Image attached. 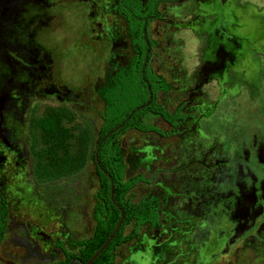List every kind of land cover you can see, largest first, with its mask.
<instances>
[{"label":"rangeland","instance_id":"374dc122","mask_svg":"<svg viewBox=\"0 0 264 264\" xmlns=\"http://www.w3.org/2000/svg\"><path fill=\"white\" fill-rule=\"evenodd\" d=\"M114 0H0V189L9 205L0 264L62 259L55 239L94 229L93 150L102 124L96 95L132 50ZM151 24L152 68L172 85L158 103L186 101L188 132L173 138L131 130L120 139L132 203L160 195V222L116 250L114 264H264V0H182ZM72 135L77 174L35 185L34 120L51 108ZM143 122L169 126L146 114ZM132 224L125 228L128 235Z\"/></svg>","mask_w":264,"mask_h":264},{"label":"trees","instance_id":"16d2710c","mask_svg":"<svg viewBox=\"0 0 264 264\" xmlns=\"http://www.w3.org/2000/svg\"><path fill=\"white\" fill-rule=\"evenodd\" d=\"M180 1L114 0L108 10L122 20L132 56L123 65L113 67L102 86L96 89V95L103 103V113L92 152L98 182L93 194L94 229L85 239H55L53 247L61 252L62 259L49 264L86 263L118 226L121 212L124 217L117 233L92 264H114L117 248L136 240L142 228L156 229L159 226L160 195L148 193L136 203L128 198L130 191L138 184H152L157 171L150 179L141 174L125 179L126 162L120 139L131 130L154 133L161 138L181 136L188 131L180 126L187 117L183 112L187 102H181L173 111L159 104L158 93H168L172 86L152 68V53L157 42L150 35V26L155 21H164L161 5L177 4ZM147 102V106L135 111ZM146 114L161 118L170 129L164 131L145 124L143 118ZM69 117L71 114L66 108H51L32 123L39 144L38 150L32 152L31 167L33 181L37 186L71 177L85 166V152L80 156H70L67 151V143L72 135L65 131L62 120ZM121 124L120 129L106 137ZM8 219L9 205L0 189V245L7 231ZM130 224L132 230L125 235V228Z\"/></svg>","mask_w":264,"mask_h":264},{"label":"water","instance_id":"95a60500","mask_svg":"<svg viewBox=\"0 0 264 264\" xmlns=\"http://www.w3.org/2000/svg\"><path fill=\"white\" fill-rule=\"evenodd\" d=\"M146 61H147V59H146ZM148 105V102L144 105V106H141V107H138L135 111H138V110H140V109H142V108H144L145 106H147ZM133 114V112L130 114V115H132ZM121 126H122V124L121 125H119L117 128H115L114 130H112V131H110L107 135H106V137H108L111 133H113V132H115L116 130H118V129H120L121 128ZM123 217H124V214H123V212H121V220H120V222L118 223V226L114 229V231H113V233L109 236V238L107 239V241L101 246V248L86 262V263H84V264H92V262L96 259V257L106 248V246L109 244V242L112 240V238L114 237V235L117 233V231H118V229H119V226H120V224H121V222H122V220H123Z\"/></svg>","mask_w":264,"mask_h":264},{"label":"flooded vegetation","instance_id":"af4514ba","mask_svg":"<svg viewBox=\"0 0 264 264\" xmlns=\"http://www.w3.org/2000/svg\"><path fill=\"white\" fill-rule=\"evenodd\" d=\"M180 2H181V1H180ZM155 22H156V21H155ZM150 27H151V26H150ZM125 34H126V33H125ZM126 36H127V35H126ZM152 39H153V38H152ZM127 40H128V38H127ZM128 43H130L129 40H128ZM129 45H130V44H129ZM130 48H131V47H130ZM153 51H154V50H153ZM152 54H153V53H152ZM146 62H147V61H145V63H146ZM118 64H122V65H123L124 62H123V63H118ZM118 64H116L114 67H116ZM155 73H156V72H155ZM101 86H102V85H101ZM171 86H172V85H171ZM98 87H100V86H98ZM98 87H97V88H98ZM97 88H96V89H97ZM160 93H161V92H160ZM158 94H159V93H158ZM165 94H167V93H165ZM156 117H157V116H156ZM160 119H161V118H160ZM161 120H162V119H161ZM185 120H186V119H185ZM162 121H163V120H162ZM163 122H164V121H163ZM181 124H182V123H181ZM167 125H168V124H167ZM153 126H154V125H153ZM168 126H169V125H168ZM157 128H158V127H157ZM182 128H186V127H182ZM159 129H160V128H159ZM169 129H170V126H169ZM161 130H162V129H161ZM187 132H188V131H187ZM184 134H185V133H184ZM176 137H177V136H176ZM160 138H161V137H160ZM172 138H173V137H172ZM160 212H161V210H160Z\"/></svg>","mask_w":264,"mask_h":264},{"label":"crops","instance_id":"0c3cea01","mask_svg":"<svg viewBox=\"0 0 264 264\" xmlns=\"http://www.w3.org/2000/svg\"><path fill=\"white\" fill-rule=\"evenodd\" d=\"M33 183H34V181H33ZM9 215H10V212H9ZM92 234V233H91ZM88 238V237H87ZM83 239H85V238H83ZM68 240V239H67ZM73 240H81V239H73Z\"/></svg>","mask_w":264,"mask_h":264}]
</instances>
